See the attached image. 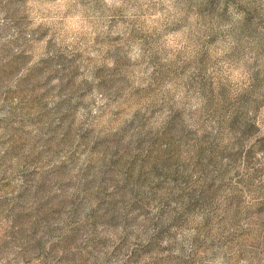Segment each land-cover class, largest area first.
Listing matches in <instances>:
<instances>
[{"label": "rangeland", "instance_id": "1", "mask_svg": "<svg viewBox=\"0 0 264 264\" xmlns=\"http://www.w3.org/2000/svg\"><path fill=\"white\" fill-rule=\"evenodd\" d=\"M0 264H264V0H0Z\"/></svg>", "mask_w": 264, "mask_h": 264}]
</instances>
